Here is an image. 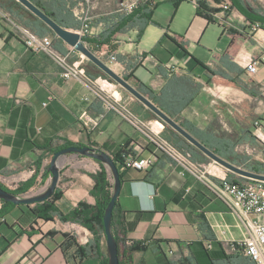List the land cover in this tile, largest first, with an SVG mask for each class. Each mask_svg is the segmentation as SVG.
<instances>
[{
  "label": "crops",
  "instance_id": "1",
  "mask_svg": "<svg viewBox=\"0 0 264 264\" xmlns=\"http://www.w3.org/2000/svg\"><path fill=\"white\" fill-rule=\"evenodd\" d=\"M197 1L155 0V24L142 38L137 29L118 34L96 55L122 78L128 77L135 89L161 98L195 139L233 146L232 158H224L227 162L242 164L246 159L248 166L264 167V159L257 163L238 150L251 148L264 158V140L258 138V133L264 137V63L256 74L248 72L251 61L264 54L262 31L255 32L248 22L239 28L219 15L208 22L197 15ZM6 3L10 13L25 22L22 8L18 4V9L12 8L10 0ZM121 3L92 1L93 37L102 34L104 17L117 12ZM166 5L169 8H163ZM67 8L75 15L84 12L79 0ZM186 10L191 12L184 18ZM230 32L238 33L234 42ZM48 36L71 64L84 63L85 56L53 34ZM110 55L117 63L109 61ZM63 72L46 54L29 50L14 28L0 21V184L20 197L41 193L51 179L52 158L45 148L66 142L104 147L112 158L125 151L139 159L155 156L148 170L121 167L116 206L124 219L126 240L146 244L145 250L134 253L133 264H255L241 245L247 238L245 227L216 189L232 172L204 153L207 161L193 152V158L189 155L203 179L183 174L184 169L151 140L159 134L188 154L173 128L111 78L112 83L105 81L112 86L101 85L104 91L98 84L103 78L65 79ZM101 169L92 158L70 154L62 159L57 187L61 199L56 203L60 212L67 214L82 202L96 205L91 176ZM234 175L238 183L248 181ZM34 206L18 205L0 216V264H74V249L64 251L65 234L82 246L96 241L107 253L100 231L95 236L78 224L37 219L30 212ZM2 207L0 200V211ZM83 238L89 243L85 245ZM80 264L102 261L93 258Z\"/></svg>",
  "mask_w": 264,
  "mask_h": 264
},
{
  "label": "trees",
  "instance_id": "2",
  "mask_svg": "<svg viewBox=\"0 0 264 264\" xmlns=\"http://www.w3.org/2000/svg\"><path fill=\"white\" fill-rule=\"evenodd\" d=\"M32 1L38 8L43 10L46 14H48L54 21H56L60 26L65 29H74L75 31L79 30L83 24V14L75 15L71 12L67 6L68 3L72 4L73 0H30ZM179 1V0H176ZM181 1V0H180ZM192 1V0H191ZM15 2L19 5L20 8L25 10L31 17L30 22H24L22 19H18L20 23L24 24L27 28H29L33 33L45 37L49 34L55 33L51 28H49L43 21H41L38 17H36L33 13H31L28 9H26L22 4ZM212 2L216 4H221L222 0H199L197 1V15L204 18L208 22H212L216 15H219L221 12L219 9H215L212 7ZM230 4L233 8L238 10L247 20L248 24L251 25L252 28L254 26L259 25L261 29H264V12H249L246 7L244 6L243 0H229ZM223 3V2H222ZM2 5V4H0ZM158 4L155 3V0H139L137 2L136 8L132 12H125L121 11L119 8L117 12L112 14H108V16L104 17V22H106V28L99 36L93 37V34L83 38L84 42L88 46V48L96 55L97 51H100L102 47L109 45L112 39L118 35L126 33L130 30L137 29L139 33V38H142L146 28L149 25L155 24L153 21V11ZM84 12H87L93 20V13L92 9L88 7H84ZM15 17V15L13 14ZM91 20V21H92ZM91 24V22H90ZM92 28V27H91ZM231 33V34H230ZM229 34L232 37V41L235 40V34L230 32ZM234 35V36H233ZM57 37V36H56ZM61 40V39H60ZM63 41V40H62ZM232 42V43H233ZM231 55V51L229 50L227 56ZM82 58L84 63H73V65L84 72L89 78L96 80L98 78H103L105 80L110 79L101 69H99L96 65H94L90 60L87 58ZM128 82V77L124 76ZM105 80H99L98 83L100 85H113L109 84V82ZM142 95H144L148 100L152 101L157 105L163 112H165L171 119H173L176 123H178L182 128L187 130L179 121L176 119L175 115L167 110L164 105L162 104V99L159 98L154 99L153 96L144 90L137 89ZM167 128L168 125H167ZM174 134L179 137L185 144L186 147L185 152L190 154L193 158V152L201 156L205 161L208 159L206 156L200 152L196 147H194L191 143H189L184 137H181L178 133L174 132ZM198 141L206 146L210 151L215 153L222 159L232 158L234 151L233 146L230 147L228 144H223L220 146H214V144H209L208 142L204 141V139L198 138ZM242 144V143H241ZM79 146V144H72L70 142H66L62 147L56 148H45L48 151L49 158H53V156L66 148ZM99 151H104V147L97 146ZM127 155L126 151L124 152L125 156ZM121 154H117L113 156V160L117 164L121 179H123V173L121 172V167L126 170H129L124 165V157ZM246 159H242V164H237L236 162H232L231 164L237 167H244V169L264 175V167L263 166H248L245 163ZM92 179L95 182L94 188L91 191V195L96 199L97 203L95 206H90L87 203H80L77 207L71 210L69 213L64 214L59 211L57 208L56 203L61 199V192L56 190L55 194L52 198L44 203H37L34 208L30 209V212L36 217L37 219L44 220L46 222L52 221H61L63 223H74L81 225L91 231L95 236L98 235L99 231L101 234L105 236V228H104V214L105 209L108 206L109 202L112 198L113 193V186L110 183L109 175L106 167L102 164L101 171L93 174ZM236 175L230 173L228 175V180L235 182ZM2 186V185H1ZM6 189V188H5ZM8 190V189H6ZM14 194H19L17 191H13ZM3 204L2 210L0 211V216L5 215L8 213L9 208H14L17 205H14L10 202L1 201ZM6 207L8 209H6ZM113 234L118 242L119 245V257H120V264H133V255L138 251H143L146 248V244L138 243V244H129L126 240V229L124 219H122L117 210V206L114 210V217H113ZM66 244L64 245V251L67 249L73 248L74 253L72 255L74 264H80L84 260L98 258L102 261V264H109V258L107 253H102L100 251L98 243L95 241L94 243L82 246L78 244L73 237L68 234H65Z\"/></svg>",
  "mask_w": 264,
  "mask_h": 264
},
{
  "label": "built area",
  "instance_id": "3",
  "mask_svg": "<svg viewBox=\"0 0 264 264\" xmlns=\"http://www.w3.org/2000/svg\"><path fill=\"white\" fill-rule=\"evenodd\" d=\"M83 7H88L92 4V0H79ZM137 2L122 1L120 5L121 11L132 12L137 5ZM225 9H228L231 4L229 0H222ZM82 27L75 31L83 38L92 34L91 20L92 18L87 12H83ZM220 15V14H219ZM0 21L9 23L20 35L25 46L36 54H46L53 61H55L64 70L63 77L65 79L77 78L82 79L86 74L76 68L69 62L67 55L59 53L54 48L53 38L50 36H39L25 27L17 24L8 13L0 8ZM255 32L264 30L259 25L254 26ZM264 42V35L261 38ZM109 61L117 63L115 55H110ZM264 63V54L261 57L253 59L248 66L250 74H256L258 68ZM106 101V100H105ZM110 108H114L109 104ZM152 142L157 146L160 151L166 153L172 160H174L183 170V174L190 173L196 177L203 179L204 173L193 162L191 156L178 150L171 143L163 140L159 134H154L151 137ZM124 165L126 168L135 171H144L151 168L154 164L156 157L150 158H134L130 155H125ZM202 175V176H200ZM216 189L221 198L228 202L233 209V213L240 220L242 225L247 231V238L241 243L245 248L246 254L255 262V264H264V182L248 180L243 183L232 182L223 178L220 185H216ZM82 242L86 245L89 243L88 238H83Z\"/></svg>",
  "mask_w": 264,
  "mask_h": 264
},
{
  "label": "water",
  "instance_id": "4",
  "mask_svg": "<svg viewBox=\"0 0 264 264\" xmlns=\"http://www.w3.org/2000/svg\"><path fill=\"white\" fill-rule=\"evenodd\" d=\"M20 4H22L26 9H28L31 13H33L36 17H38L41 21H43L49 28L53 30L55 35L63 40L66 44L72 47L76 52L85 56L88 60H90L94 65H96L99 69H101L109 78H111L114 82L123 87L126 91H128L131 95H133L136 99L142 102L147 108H149L158 118H160L163 122H165L168 126L173 128L176 132H178L182 137H184L189 143H191L194 147H196L199 151L208 156L211 160L220 164L228 171L239 175L240 177L246 178L248 180L253 181H261L264 182V175L253 173L247 171L241 167H237L226 160L220 158L215 153L210 151L206 146L200 143L197 139H195L191 134H189L185 129H183L178 123H176L173 119L167 116L163 111H161L155 104H153L150 100H148L144 95H142L137 89L131 86L125 79H123L119 74H117L112 67L107 65L103 60H101L97 55H95L84 42L83 37L75 31H70L68 29L60 26L56 21H54L48 14H46L43 10L38 8L32 1L30 0H16ZM75 154L87 158H92L101 164H103L108 170L110 176L113 180V193L111 201L105 209L104 214V228H105V236L107 242V254L109 258V264H120L119 257V245L113 234V217L114 210L117 205V201L119 199L121 189H122V179L120 175L119 168L113 158L106 151H99L97 148H91L88 146L85 147H69L57 152L50 161L49 173L51 174V179L48 186L39 194L33 196H25L20 197L15 195L14 193L6 190L0 184V200L5 202L13 203L14 205H33L37 203H44L52 198L55 194L59 180H60V172H61V161L64 157Z\"/></svg>",
  "mask_w": 264,
  "mask_h": 264
},
{
  "label": "rangeland",
  "instance_id": "5",
  "mask_svg": "<svg viewBox=\"0 0 264 264\" xmlns=\"http://www.w3.org/2000/svg\"><path fill=\"white\" fill-rule=\"evenodd\" d=\"M6 1L7 0H0V4H2V8H3V10L6 12V13H8L9 14V16L17 23V24H19V25H21V26H23V27H25L26 29H28V30H30L29 28H27L26 26H24V24H22V23H20L19 22V20L16 18V17H14L11 13H10V7H8L9 6V4H7L6 3ZM93 1V0H92ZM123 1V0H122ZM244 1V6L246 7V9L249 11V12H253V11H257V12H264V0H243ZM12 2V5H11V7L12 8H14V7H16V9H18V7H17V3L15 2V0H10V3ZM5 3L7 4V5H5ZM122 4V3H121ZM14 6V7H13ZM169 8V5H166V6H164L163 8ZM212 7L213 8H215V9H219L220 10V18L224 21V22H226V23H231L232 25H235V26H237V27H244V24H246L247 25V20L245 19V17L238 11V10H236L235 8H233L232 7V5L228 8V9H225L224 8V6H223V4H222V2H221V4H216V3H214V2H212ZM1 8V7H0ZM1 8V9H2ZM119 8H121L120 6H119ZM19 9H21L20 7H19ZM23 10V9H22ZM162 10H165V9H162ZM17 12H18V10H17ZM190 10H186L185 11V15H184V18L186 17V16H188L189 14H190ZM22 16H24L23 17V19L25 20V22H28V20H30V19H32V17L25 11V10H23L22 11ZM108 16V15H107ZM251 26V25H250ZM239 27V28H240ZM252 28V27H251ZM244 29V28H243ZM254 29V28H253ZM253 29L251 30L252 32H254L253 31ZM264 30V29H263ZM31 31V30H30ZM244 31V30H243ZM32 32V31H31ZM106 63V62H105ZM105 80V79H104ZM107 80H111V79H107ZM111 83L113 82V81H110ZM115 83V82H114ZM226 125L228 126L227 128H230V125H229V123H228V121L226 120ZM256 135V134H255ZM258 138L261 140V142L263 143V140H264V137L261 135V133H258ZM257 136V135H256ZM264 144V143H263ZM240 152H244V154L245 155H250V157L251 158H254V160L257 162V163H259V159L260 160H263L264 158H263V154H261L260 153V151H259V153L258 152H256L255 150H253V149H251V148H247V147H240L239 149H238ZM258 150H259V148H258ZM264 162V161H263ZM30 206V205H29Z\"/></svg>",
  "mask_w": 264,
  "mask_h": 264
},
{
  "label": "bare ground",
  "instance_id": "6",
  "mask_svg": "<svg viewBox=\"0 0 264 264\" xmlns=\"http://www.w3.org/2000/svg\"><path fill=\"white\" fill-rule=\"evenodd\" d=\"M261 34H262V35H264V33H263V32H261ZM98 84H99V83H98ZM99 85H100V84H99ZM100 87H101V89H102V90H104V89L102 88V86H101V85H100ZM104 91H105V90H104Z\"/></svg>",
  "mask_w": 264,
  "mask_h": 264
}]
</instances>
